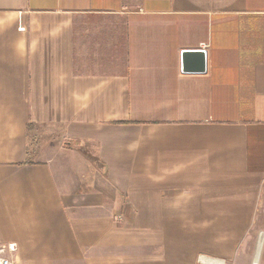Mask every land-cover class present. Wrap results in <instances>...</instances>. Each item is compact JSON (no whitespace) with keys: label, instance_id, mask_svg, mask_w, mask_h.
I'll return each instance as SVG.
<instances>
[{"label":"crops","instance_id":"1","mask_svg":"<svg viewBox=\"0 0 264 264\" xmlns=\"http://www.w3.org/2000/svg\"><path fill=\"white\" fill-rule=\"evenodd\" d=\"M195 48L206 71L182 73ZM8 244L13 264H264V0H0Z\"/></svg>","mask_w":264,"mask_h":264},{"label":"water","instance_id":"2","mask_svg":"<svg viewBox=\"0 0 264 264\" xmlns=\"http://www.w3.org/2000/svg\"><path fill=\"white\" fill-rule=\"evenodd\" d=\"M182 73H204L206 71V51L201 48L181 51Z\"/></svg>","mask_w":264,"mask_h":264},{"label":"built area","instance_id":"3","mask_svg":"<svg viewBox=\"0 0 264 264\" xmlns=\"http://www.w3.org/2000/svg\"><path fill=\"white\" fill-rule=\"evenodd\" d=\"M15 250V245L8 244L0 246V264H13L11 257L8 255L9 252Z\"/></svg>","mask_w":264,"mask_h":264},{"label":"rangeland","instance_id":"4","mask_svg":"<svg viewBox=\"0 0 264 264\" xmlns=\"http://www.w3.org/2000/svg\"><path fill=\"white\" fill-rule=\"evenodd\" d=\"M73 147H76V145H74ZM71 154L79 157V154H77V153H76V154H73V153L71 152ZM198 260H199V261H204V259H200V258H199Z\"/></svg>","mask_w":264,"mask_h":264}]
</instances>
